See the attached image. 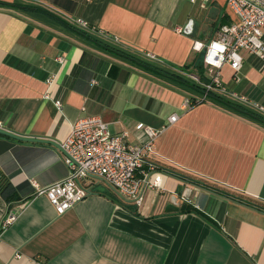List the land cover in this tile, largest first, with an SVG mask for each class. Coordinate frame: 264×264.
<instances>
[{"label": "crops", "instance_id": "crops-1", "mask_svg": "<svg viewBox=\"0 0 264 264\" xmlns=\"http://www.w3.org/2000/svg\"><path fill=\"white\" fill-rule=\"evenodd\" d=\"M0 1L14 4L0 5V126L53 141L0 135V174L12 188L10 200L0 191V264H264V210L235 199L264 202V122L202 99L211 73L196 42L231 22L227 0ZM242 53L239 71L220 69L226 93H214L264 105V60ZM86 114L131 142L146 139L140 122L161 129L149 160L213 189L167 173L137 205L89 178V194L58 214L40 190L68 175L60 143Z\"/></svg>", "mask_w": 264, "mask_h": 264}, {"label": "built area", "instance_id": "built-area-1", "mask_svg": "<svg viewBox=\"0 0 264 264\" xmlns=\"http://www.w3.org/2000/svg\"><path fill=\"white\" fill-rule=\"evenodd\" d=\"M227 10L233 17L231 22L222 24L217 36L208 43L196 42L197 49L204 50V63L211 73V78L204 83L202 99L211 92L226 93L220 69L229 64L236 72L239 71L244 60L242 50L264 60V0H227ZM176 30L182 32L183 27L177 26ZM149 55L154 56L152 53ZM231 96L264 112V105L251 102L245 94L232 92ZM193 103L187 99L185 105ZM57 104L61 102L57 101ZM177 119L178 114L174 113L168 121L174 123ZM138 128L146 139L131 142L129 131L112 132L110 123L101 116H81L60 143L69 166L68 175L42 188L40 193L48 196L58 214H63L89 194L85 182L89 178H98L114 188L123 199L141 204L145 187L162 188L167 173L149 160L162 130L143 122L138 124ZM15 218L16 212H9L5 223Z\"/></svg>", "mask_w": 264, "mask_h": 264}, {"label": "trees", "instance_id": "trees-1", "mask_svg": "<svg viewBox=\"0 0 264 264\" xmlns=\"http://www.w3.org/2000/svg\"><path fill=\"white\" fill-rule=\"evenodd\" d=\"M0 5H14V4H9V3H5V2L0 1ZM135 60L140 65L146 67L147 69H150V70L157 72L159 74H162L164 76L173 78L176 81H180L189 87H193L195 89L202 90L201 89L202 86L198 85L197 83L189 81L187 78H185L184 76H182L180 74L170 72L166 68L160 67L154 63L151 64L150 62L137 60V59H135ZM209 97L220 102V103H222V104H224L225 106H227L231 109L246 113L249 116L264 122V114L257 113L253 110L246 108L245 106H243L245 104L242 102H239V101L236 102V101L227 99L221 95L215 94L214 92H211ZM0 135H4V134L0 133ZM158 166L161 170H163L164 172H166L168 174H172V175H175V176H177V177H179L185 181H190V182L196 183L198 185H203L205 187H209V188L213 189L209 183H207L204 180H199V179L194 178L191 174H189V172L183 170L182 168L171 166V165H158ZM0 176H2V177H0V191L7 198V200H10L11 199V190H12L11 184L9 181L4 180V176L2 174H0ZM235 199H237L238 201H240L242 203L250 205L252 207H256V208L264 210V202L259 200V199L249 197V196L248 197H243V196L236 197L235 196Z\"/></svg>", "mask_w": 264, "mask_h": 264}, {"label": "water", "instance_id": "water-1", "mask_svg": "<svg viewBox=\"0 0 264 264\" xmlns=\"http://www.w3.org/2000/svg\"><path fill=\"white\" fill-rule=\"evenodd\" d=\"M0 133L1 134H4V135H7V136H11V137H15V138H18V139H21V140H27V141H45V142H51L53 143L52 140H49V139H45V138H37V137H32V136H24V135H20V134H17L7 128H4L2 126H0Z\"/></svg>", "mask_w": 264, "mask_h": 264}, {"label": "rangeland", "instance_id": "rangeland-1", "mask_svg": "<svg viewBox=\"0 0 264 264\" xmlns=\"http://www.w3.org/2000/svg\"><path fill=\"white\" fill-rule=\"evenodd\" d=\"M113 130V129H112Z\"/></svg>", "mask_w": 264, "mask_h": 264}]
</instances>
